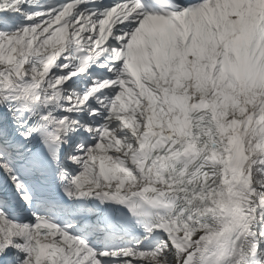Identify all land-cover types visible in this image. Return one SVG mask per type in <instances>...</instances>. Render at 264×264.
<instances>
[{"label":"snow or ice","instance_id":"6c2138e0","mask_svg":"<svg viewBox=\"0 0 264 264\" xmlns=\"http://www.w3.org/2000/svg\"><path fill=\"white\" fill-rule=\"evenodd\" d=\"M0 264H264V0H0Z\"/></svg>","mask_w":264,"mask_h":264}]
</instances>
